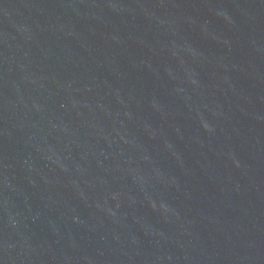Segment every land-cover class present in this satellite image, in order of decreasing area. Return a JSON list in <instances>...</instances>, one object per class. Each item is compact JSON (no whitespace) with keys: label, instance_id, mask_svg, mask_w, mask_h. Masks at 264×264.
I'll list each match as a JSON object with an SVG mask.
<instances>
[{"label":"water","instance_id":"water-1","mask_svg":"<svg viewBox=\"0 0 264 264\" xmlns=\"http://www.w3.org/2000/svg\"><path fill=\"white\" fill-rule=\"evenodd\" d=\"M0 264H264V0H0Z\"/></svg>","mask_w":264,"mask_h":264}]
</instances>
